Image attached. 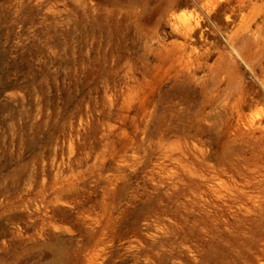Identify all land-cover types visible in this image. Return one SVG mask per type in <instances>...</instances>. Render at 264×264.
I'll return each instance as SVG.
<instances>
[{
	"label": "rangeland",
	"instance_id": "rangeland-1",
	"mask_svg": "<svg viewBox=\"0 0 264 264\" xmlns=\"http://www.w3.org/2000/svg\"><path fill=\"white\" fill-rule=\"evenodd\" d=\"M0 264H264V0H0Z\"/></svg>",
	"mask_w": 264,
	"mask_h": 264
}]
</instances>
